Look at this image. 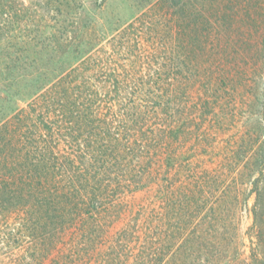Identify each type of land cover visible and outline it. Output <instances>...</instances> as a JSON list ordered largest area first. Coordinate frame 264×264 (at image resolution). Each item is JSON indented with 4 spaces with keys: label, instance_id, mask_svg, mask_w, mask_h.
Returning <instances> with one entry per match:
<instances>
[{
    "label": "trees",
    "instance_id": "16d2710c",
    "mask_svg": "<svg viewBox=\"0 0 264 264\" xmlns=\"http://www.w3.org/2000/svg\"><path fill=\"white\" fill-rule=\"evenodd\" d=\"M108 1L0 0V256L264 264V136L241 157L256 195L250 261L232 171L205 163L241 106L229 34L247 1ZM155 185L153 217L113 231L125 198Z\"/></svg>",
    "mask_w": 264,
    "mask_h": 264
},
{
    "label": "rangeland",
    "instance_id": "374dc122",
    "mask_svg": "<svg viewBox=\"0 0 264 264\" xmlns=\"http://www.w3.org/2000/svg\"><path fill=\"white\" fill-rule=\"evenodd\" d=\"M128 1L133 2L132 0ZM246 1L238 6V15L235 17L232 32L229 34L232 37L229 38L231 40L229 48H231L232 58L236 60L233 65L244 70L246 75L245 86L240 82L236 84L239 86L240 92L235 97L241 106L233 109L237 114H235L234 124L227 132L222 131L219 136L221 140L216 143V154L209 155L205 163L210 168L217 167L218 170L219 166H223L227 171H232V174H225L224 179L231 182L227 194L239 197L241 200L240 210L234 218V224L238 227L240 256L250 261L253 253L251 237L254 235L251 230L254 220L252 210L256 195L251 185L253 172L248 167H244L241 157L245 152L252 153L251 151L257 143L255 142L256 137L264 136V122H262L264 118V22H262L264 20V0L259 2L252 0L250 7V0ZM117 3L118 1L115 0L108 1L109 6L114 8ZM87 7L91 10L93 5L87 3ZM6 9L8 12L9 9ZM249 14H251V18ZM104 16L106 17L107 14ZM9 17L13 20L12 16ZM229 35L225 34V36ZM225 63V61H221V65L226 66ZM238 78L240 81L241 77ZM241 99H244L247 104H242ZM220 118H227L226 125L231 123V119L225 113ZM261 143H263L261 148L264 150V138H261ZM226 149H233L235 153L234 158L230 157L228 163L224 161ZM251 163L250 165H252ZM158 189V186L155 185L127 196L125 198L126 210L122 217L115 222L113 231L123 228L130 219H137L140 224H143L146 219L152 218L151 211L159 206ZM20 252V249H13L8 254H2L0 264H17ZM259 260L261 261V259Z\"/></svg>",
    "mask_w": 264,
    "mask_h": 264
}]
</instances>
